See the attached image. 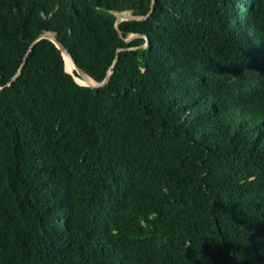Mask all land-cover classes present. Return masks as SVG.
<instances>
[{
  "label": "trees",
  "instance_id": "obj_1",
  "mask_svg": "<svg viewBox=\"0 0 264 264\" xmlns=\"http://www.w3.org/2000/svg\"><path fill=\"white\" fill-rule=\"evenodd\" d=\"M0 264H264V0H0Z\"/></svg>",
  "mask_w": 264,
  "mask_h": 264
},
{
  "label": "water",
  "instance_id": "obj_2",
  "mask_svg": "<svg viewBox=\"0 0 264 264\" xmlns=\"http://www.w3.org/2000/svg\"><path fill=\"white\" fill-rule=\"evenodd\" d=\"M128 15H130V14H128ZM125 17H128V16L124 15L123 18H125ZM130 17H132V16L130 15ZM123 18L119 17L118 20H117V22H119V21H120L121 19H123ZM50 34H51V36H50ZM52 35H53L52 33L46 32V33L42 34L41 36L44 37V38H48V39H50L51 41H53V42L55 43V45L60 49L61 54H62V51H64V52H66V53L70 56V54H69L68 50L66 49V47H65L62 43H60V42H59L54 36H52ZM135 36H136V35H134V37H135ZM128 40H129V39H127V41H128ZM145 44H146V43H145ZM70 57H71V56H70ZM71 60H72V63H73V65H74V67H75L76 72H77L82 78H83V75H86V76L88 77V75H87L82 69H80V68L76 65L75 61H74L72 58H71ZM108 80H109V75H107V76L103 79V81H101V82H96V81H94V84H90V83H88L87 85L92 86V87H99V86H101V85L107 83Z\"/></svg>",
  "mask_w": 264,
  "mask_h": 264
},
{
  "label": "rangeland",
  "instance_id": "obj_3",
  "mask_svg": "<svg viewBox=\"0 0 264 264\" xmlns=\"http://www.w3.org/2000/svg\"><path fill=\"white\" fill-rule=\"evenodd\" d=\"M129 13H123V14H120L119 17L123 18L124 15L128 16V17H125V18H132L130 17V15H128ZM134 37V35H129L127 39H132ZM73 63L70 59H67L66 58V61H65V68L66 70H68L70 72L71 68L73 67ZM73 72V71H72ZM76 81L80 84H85L87 85L89 82H91L90 78L88 77H83L82 79H79V78H76Z\"/></svg>",
  "mask_w": 264,
  "mask_h": 264
},
{
  "label": "bare ground",
  "instance_id": "obj_4",
  "mask_svg": "<svg viewBox=\"0 0 264 264\" xmlns=\"http://www.w3.org/2000/svg\"><path fill=\"white\" fill-rule=\"evenodd\" d=\"M50 36H51V34H50ZM53 36V35H52ZM62 55H63V58H64V63H65V61H66V58L67 59H70L71 60V57L70 56H68V54L66 53V52H64V51H62ZM72 61V60H71ZM66 69V68H65ZM68 71V70H67ZM69 72V71H68ZM69 73H72L71 71L69 72ZM83 77H87L86 75H83ZM88 78H90L89 76H88ZM92 82H93V84H94V80L91 78L90 79Z\"/></svg>",
  "mask_w": 264,
  "mask_h": 264
}]
</instances>
